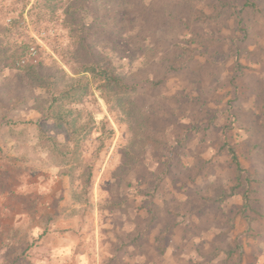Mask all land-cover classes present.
<instances>
[{"label":"rangeland","instance_id":"rangeland-1","mask_svg":"<svg viewBox=\"0 0 264 264\" xmlns=\"http://www.w3.org/2000/svg\"><path fill=\"white\" fill-rule=\"evenodd\" d=\"M189 1L208 0H0V54L31 45L38 76L82 89L68 135L37 74L0 65V264H264V38L240 45L236 92L229 39L198 45L209 79L169 72ZM89 62L139 83L137 113L80 73ZM225 137L255 176L252 222Z\"/></svg>","mask_w":264,"mask_h":264},{"label":"trees","instance_id":"trees-1","mask_svg":"<svg viewBox=\"0 0 264 264\" xmlns=\"http://www.w3.org/2000/svg\"><path fill=\"white\" fill-rule=\"evenodd\" d=\"M183 13V14H182ZM183 17L174 20L173 27L185 29L193 32L194 28H200L201 32H193L199 40L195 42L193 37L188 38L190 32L185 36L172 37L166 45L167 56L164 59L168 65L169 72L177 70H191L193 77L207 78L212 77L216 72V64L211 60L201 62V57H205L198 45L202 47H214L222 44L229 39V55L233 60V73L231 79L232 87L236 92L238 82L243 78L244 70L241 64L240 45L249 44L255 36L264 38V0H208L205 8H196L191 1L187 4L185 11L181 12ZM229 21H233L236 33L239 38H231L224 35V31L229 28ZM176 43L174 42L175 39ZM182 43V46L180 45ZM32 46L23 44L17 46L13 51H4L0 54V65L11 70L23 69L38 77L41 87L47 89L51 95L50 104L47 108L46 117L54 120L60 132L70 134L72 132L71 122L66 106L68 103L75 102L76 95L82 91L78 86H67L61 88L54 77L38 76V65L32 57ZM210 58V57H209ZM82 74H89L99 82V87L107 95H112L120 108L126 114L137 113L138 109L134 105L132 97L139 88V83L135 79L128 78L119 74L113 64H100L89 62L83 65ZM86 89V87H83ZM110 102L109 99H107ZM3 121L7 125L14 123L4 116ZM51 144L56 151H60V146L55 139H51ZM229 158L236 174L235 185L231 189L232 195H239L242 198V208L240 214L243 219L252 222V214L255 205V176L252 175L242 164L237 151L230 145L225 137L221 148ZM158 209L152 210V220H155ZM161 245V244H160ZM160 250L164 253V247Z\"/></svg>","mask_w":264,"mask_h":264}]
</instances>
